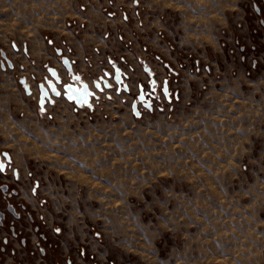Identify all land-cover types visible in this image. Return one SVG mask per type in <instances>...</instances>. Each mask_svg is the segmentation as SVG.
<instances>
[{
	"label": "rangeland",
	"instance_id": "obj_1",
	"mask_svg": "<svg viewBox=\"0 0 264 264\" xmlns=\"http://www.w3.org/2000/svg\"><path fill=\"white\" fill-rule=\"evenodd\" d=\"M244 1L126 0L138 21L148 14L152 81L137 63L129 72L142 83L100 93L95 113L59 103L52 119L28 115L0 134L38 185V222L83 221L100 240V264H264V81L237 84L236 71L227 81L216 52L227 47L236 62L225 31ZM186 67L200 80L177 87L188 77L175 68ZM139 85L151 111L138 104L136 119Z\"/></svg>",
	"mask_w": 264,
	"mask_h": 264
},
{
	"label": "crops",
	"instance_id": "obj_2",
	"mask_svg": "<svg viewBox=\"0 0 264 264\" xmlns=\"http://www.w3.org/2000/svg\"><path fill=\"white\" fill-rule=\"evenodd\" d=\"M108 2H112L111 7ZM241 18L242 13L238 11L236 25L228 26L230 30L225 31L227 41L231 33L233 41L237 43L236 62L229 61L227 47L226 50L216 51L221 53L224 65L222 70L227 74V81L228 75L236 71L234 76L238 78L237 84L248 80L245 72L251 63H248V59L252 57L241 52L243 46L251 45L250 39L242 36L237 28ZM139 20L138 13L131 9V3L126 0H0V50L7 54L12 63V69H0V93L7 91L6 94H0V134L12 133L10 128L13 127L20 130L19 124L27 121L25 118L28 115L36 122L38 117L43 116L52 119L51 111L59 103L72 107L73 113H95L93 103L98 101L101 91L115 88L112 81H108V89L103 87L106 74L112 73L114 69L126 74L128 92L129 86L134 82L135 85L142 83L138 79L140 74L136 76L131 73L135 68L138 69L139 64L143 66L141 70L145 79L151 82L154 72L144 66L146 54L143 52L145 48H142L149 44L148 14H141ZM137 22L140 24L137 25ZM157 23L159 30L162 25L161 22ZM21 46L27 47L29 58L16 52ZM56 49L61 50L71 61L70 73L63 68ZM242 57H245V61ZM1 62L2 59L0 64ZM175 69L180 72V76L188 77L179 79L177 87L191 85L192 81L200 80L190 68ZM17 71L20 72L19 76ZM53 71L57 72L61 80V85H56V89L61 92L60 97L53 98L52 104L48 103L43 110H39L38 85L44 84V81L53 82ZM20 79H25V86L19 83ZM95 83L99 85L98 91L94 90ZM82 84L94 94L90 98L89 107H78L62 96L64 85L80 87ZM175 93L178 97V92ZM4 125L8 126L7 130H4ZM6 149L5 143L0 142V155L6 153L20 173L22 197L27 204L35 207L36 199L30 195V191L38 185L28 177L30 175L22 167V159ZM64 212L68 213V209ZM45 225L48 232L46 242L42 243L36 235L29 234L26 230L29 236L26 246L18 241H11L9 250L0 253V264H100V240L95 231L86 230L83 221L70 223L67 220L54 224L51 216H45ZM53 240H57L59 245L53 244ZM38 244H41L39 253L35 252ZM211 259V255L206 258L207 261ZM216 261L219 262V258Z\"/></svg>",
	"mask_w": 264,
	"mask_h": 264
},
{
	"label": "flooded vegetation",
	"instance_id": "obj_3",
	"mask_svg": "<svg viewBox=\"0 0 264 264\" xmlns=\"http://www.w3.org/2000/svg\"><path fill=\"white\" fill-rule=\"evenodd\" d=\"M237 10L242 13V18L237 23V28L242 36L250 39L251 43L249 47L243 46L241 51L242 53L246 52V55L252 56L250 67L245 72V76L248 80L258 79L259 81H264V0H245L237 7ZM27 51L26 46L16 49V52L22 53L24 57L29 58ZM2 54L5 55V58L2 57ZM242 58L245 61V57ZM0 59H2L0 69L3 71L7 68L10 69L7 61L10 63L11 61L3 50H0ZM197 63L196 61L195 64ZM124 76L126 81L127 76L125 74ZM70 87L80 89L81 86L74 85ZM126 90L128 91V88ZM62 96H64L63 93ZM48 103V99L44 100L43 107ZM35 189L30 191V195L33 198L36 195ZM37 220L36 207L27 204L22 197V182L18 169L13 165L7 154L3 153L0 155V253H5L9 250L11 241H18L21 245L26 246L29 240L26 230L29 234L36 235L42 243L46 242L48 240V232L43 226L44 223ZM40 245L38 244L35 252L40 251ZM32 253L35 254L34 251Z\"/></svg>",
	"mask_w": 264,
	"mask_h": 264
},
{
	"label": "water",
	"instance_id": "obj_4",
	"mask_svg": "<svg viewBox=\"0 0 264 264\" xmlns=\"http://www.w3.org/2000/svg\"><path fill=\"white\" fill-rule=\"evenodd\" d=\"M56 55L58 57H60V61L61 64L63 66V68L65 69V71L67 73H70L72 70V63L71 61L63 55L62 51L57 49L56 51ZM2 57L5 58V55L2 54ZM7 65L8 67L11 69L12 65L9 61H7ZM122 74L119 70H115L113 72L112 75V81L113 83L119 85L122 84ZM53 82L52 81H44V84L38 85V105L39 107H42L44 104V100L48 99L49 103L52 104V100L51 98H57L58 97V90L56 89V85L60 86L61 85V80L57 74L56 71H53ZM106 77H109L108 74H106ZM124 78H126L125 76H123ZM25 79H20L19 83L23 86H25ZM98 84L95 83L94 84V89L97 90L98 88ZM103 87L105 89H108L109 85L107 83V81H104L103 83ZM63 91H64V96L67 98L68 101H71L73 99V101L75 102V104L78 107H81L82 105L87 106L88 102L90 101V97L93 95L92 91H90L88 89V87L84 84L81 85L80 89H74L73 88V98H69V91L72 89V87L65 85L62 87ZM124 89L126 90L127 87L124 85ZM161 92L163 94V96L165 97L166 101L169 103L171 101V93L169 91V86H168V81L164 80L162 83V89ZM173 98L175 100H177V93L173 94ZM139 103H144V106L147 110L151 111V106L149 102H145V97L142 93V90L139 94V97L136 101H134L131 104V111H132V115L134 116V118L139 119L141 117V113H140V109L138 108V104Z\"/></svg>",
	"mask_w": 264,
	"mask_h": 264
},
{
	"label": "built area",
	"instance_id": "obj_5",
	"mask_svg": "<svg viewBox=\"0 0 264 264\" xmlns=\"http://www.w3.org/2000/svg\"><path fill=\"white\" fill-rule=\"evenodd\" d=\"M108 6H112V2H108ZM124 21H125V19H124ZM116 69H114L113 70V72L115 71ZM117 70H119V69H117ZM120 72H121V74L124 76V73L121 71V70H119ZM112 72V73H113ZM108 75H109V77H105V81H112V79H111V77H112V75H111V73H108ZM122 76V84H119V85H117V84H115L116 85V91H117V93L118 94H120L121 92H126L127 90H125L124 89V85H126V83H125V78ZM155 82V81H154ZM154 82L150 85V88L154 85ZM109 85V84H108ZM110 86V85H109ZM109 88V87H108ZM96 90V89H95ZM99 90V86H98V88H97V90L96 91H98ZM141 90H142V93H143V95H144V97H145V102H151V99H152V96H151V93L148 91V90H146V88L145 87H142L141 85H139V89H138V95H136L135 96V101L138 99V97H139V94H140V92H141ZM101 92H103V91H101ZM92 93H93V91H92ZM60 94H61V92L58 90V97L60 96ZM63 95H64V93H63ZM94 95V94H93ZM92 95V96H93ZM91 96V97H92ZM107 96V98H110V95H106ZM90 97V98H91ZM71 103H73V104H75V102L73 101V99L70 101ZM141 104V106L140 107H144L145 108V106H144V103H139V105ZM87 107H89V102H88V104H87ZM146 109V108H145ZM39 110H43V106L42 107H39Z\"/></svg>",
	"mask_w": 264,
	"mask_h": 264
},
{
	"label": "bare ground",
	"instance_id": "obj_6",
	"mask_svg": "<svg viewBox=\"0 0 264 264\" xmlns=\"http://www.w3.org/2000/svg\"><path fill=\"white\" fill-rule=\"evenodd\" d=\"M68 95H69V98H71V99L73 98V88L69 91Z\"/></svg>",
	"mask_w": 264,
	"mask_h": 264
}]
</instances>
